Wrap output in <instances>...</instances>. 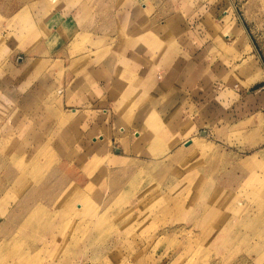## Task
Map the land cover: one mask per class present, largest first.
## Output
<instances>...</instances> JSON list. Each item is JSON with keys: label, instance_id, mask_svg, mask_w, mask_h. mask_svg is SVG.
Listing matches in <instances>:
<instances>
[{"label": "rangeland", "instance_id": "1", "mask_svg": "<svg viewBox=\"0 0 264 264\" xmlns=\"http://www.w3.org/2000/svg\"><path fill=\"white\" fill-rule=\"evenodd\" d=\"M142 2L150 9L147 14L157 10L162 19L171 18L167 20L164 30L158 29L165 40L167 50L171 48L173 51L174 47L179 46L181 30L185 28L193 33L191 39L197 45L207 43L209 59L207 74L198 88L201 93L200 101L195 102L192 109L188 110L191 112L188 118L192 127L191 140L183 143L175 152L162 154L161 159L145 163L141 167L156 168L168 165L167 168L176 174V164L170 166L169 161L187 144L196 143L198 154L203 152V157H215V160L222 162L221 167L239 181V185L234 182L229 185L230 190L221 196L222 199L229 202L228 206L233 209L239 207V204L245 205L241 203L245 201L246 194H249L247 190L252 189V185L248 186L245 175L246 179L247 176L261 178L264 175L263 0H0V157L5 158V154L10 152L9 159L18 157L27 152L30 146L31 149L35 148V145L39 144L38 137L43 135L42 142L47 139L44 146H50L44 155V164L50 167L45 166L43 175L39 178L45 180L51 169L59 165L55 169V182L61 187L64 184V187L70 185L78 188L71 181L74 179L77 184H81L86 180L81 171L84 169L81 167L90 168L88 165L93 160L80 162L81 166L64 165L67 158L62 157L61 153L64 154L63 152L68 150L72 141L65 130L56 137L53 134L60 124L56 123L55 119H63L57 111L55 112L57 97H48V94L36 89V85L40 84V70L48 66L54 68L56 65L50 66V63L47 65L46 62L44 65L41 62V69L32 73L25 71L26 66L22 63L30 58L32 48L40 45L42 41L47 42L48 49L53 53L65 49V41H68L67 51L72 57L88 55L93 61L100 58L109 60L113 54H119L121 51L119 37L113 38L110 34L113 33L115 24L121 22L122 8H131L134 4L140 5ZM60 13L64 14L67 21L63 26H59V32L52 34V25L45 24V20L51 17V22H55L54 18H59ZM61 22L62 20L56 23L59 25ZM71 32V35L66 34ZM115 35L120 36V33L116 32ZM183 35L188 39V33ZM122 51L125 52L124 49ZM247 57L250 59L246 60ZM223 59L226 71L216 75V67L222 65ZM88 61H85V66H88ZM32 69L33 66L30 70ZM6 102L11 105L10 114L13 113L12 134L8 133L10 130L6 127L9 120L6 117L9 109L3 108ZM23 120L31 121L28 126L33 128L32 132L31 128H28V133L24 132ZM61 124L66 128L65 122L61 121ZM201 132H205V135L201 136ZM51 137L56 140L49 142ZM3 147L7 149L4 153L1 150ZM36 154L30 153L29 159L34 158ZM225 158L227 160L224 161ZM181 161L187 167V175L198 176L202 168L201 161L197 162L194 155H186ZM246 161H252L248 173L236 168L237 163ZM7 168L8 166L0 167V228H7L0 233V237L8 238L11 245L9 248H0V264H189L193 260L190 258H194L196 264H235L240 260L241 264H264V248L248 254L244 246L239 250H231L217 248L216 245L205 242L201 247L200 241L206 240L202 236L206 225H202L200 220L201 211L198 208L190 209L191 204H187L188 201L183 199L184 195L187 196L186 191L178 189L164 194L167 190L164 186L162 188V185L170 184L172 179L168 175L161 181L163 183L158 185L163 190L161 196H168H160V199L153 198L151 191L144 193L145 196L137 194L135 197V194H130L131 197L127 198L124 197L125 194H121V197L114 195L110 201L111 198L102 199V195L97 198L107 188L108 175L102 177V187H94L99 188L94 194L90 192L93 188L89 191L85 188L74 189V192L87 198L89 202H79L76 205L77 211H86L73 215L75 240L72 241L68 237V247L58 245L57 241L62 242L59 232L53 239L52 234L49 236L48 233L38 234L33 230L17 228L22 225L24 218L13 215L19 204L15 206L12 197L16 189L13 186L8 189V185L18 173H11L12 170L8 171ZM132 169L135 170V167ZM107 173L116 175L118 180H125L130 176L120 168L107 170ZM8 174L14 175L10 178ZM48 192L54 193L55 188L42 196ZM35 196H40L39 190ZM4 201L9 203L8 211L1 210ZM136 202H139L138 205ZM146 203H149V207L152 206L149 208ZM107 206L111 209L107 210ZM105 210L112 214L106 221L107 225L92 229V218L96 213L103 215ZM45 239L53 240L44 250L41 246ZM65 239L64 237L63 241ZM35 246L40 248H34Z\"/></svg>", "mask_w": 264, "mask_h": 264}, {"label": "crops", "instance_id": "2", "mask_svg": "<svg viewBox=\"0 0 264 264\" xmlns=\"http://www.w3.org/2000/svg\"><path fill=\"white\" fill-rule=\"evenodd\" d=\"M149 11L144 2L122 8L121 22L115 24L110 34V37H119L121 51L113 54L109 60L100 58L93 61L88 55L72 57L67 51L68 41H65V49L53 53L48 49L47 42L42 41L40 45L34 44L36 46L32 48L30 58L25 61L27 65L24 61L22 63L26 66L25 71L32 73L41 69V62L56 65L40 70V84L36 85V89L45 92L48 97L56 95L55 112L66 120L65 131L72 143L64 154L61 153L62 157L67 158L64 165L74 167V164L93 160L88 165L90 168L82 166L84 170L78 169L85 174L86 180L81 184L74 179L71 181L79 189L93 184L90 191L93 194L99 189H94L96 185H104L103 172L122 166L132 172V167L136 169L159 160L162 154L175 152L183 143L191 140L192 127L188 121L191 112L188 110L200 101L198 88L207 74L208 45H197L191 39L193 33L182 28L179 46L173 51L171 48L167 50L161 35V38L156 37L161 47L156 46V41L149 47L146 42L148 35L158 31L171 19H162L157 10L147 14ZM60 15L54 18L55 22H51V17L45 20V24L51 23L52 34L59 32V26L67 21L63 13ZM60 20L62 22L57 25L56 22ZM116 32L120 36L115 35ZM186 33L189 40L184 38L183 34ZM66 34L71 35L72 32ZM86 59L89 60L88 66L82 65ZM221 61L222 65L216 67V75L226 71L224 59ZM32 66L34 69L30 70ZM10 107L9 102L3 105V108ZM10 109L6 116L9 119L6 127L10 130L8 133L12 134L13 113L10 114ZM28 124L31 121L23 120L22 129L26 133L28 128H31L30 132L33 130ZM202 133L205 132H201V136ZM42 137H38L39 142Z\"/></svg>", "mask_w": 264, "mask_h": 264}, {"label": "bare ground", "instance_id": "3", "mask_svg": "<svg viewBox=\"0 0 264 264\" xmlns=\"http://www.w3.org/2000/svg\"><path fill=\"white\" fill-rule=\"evenodd\" d=\"M134 25H136V24H134ZM165 25L163 26L164 28L166 27ZM136 26H138V25H136ZM163 27L160 26V28H162V29H163ZM168 34H170V33H168ZM168 34H166V35H168ZM159 35H160V33L156 30L152 31L148 35L149 37L146 38V40H147L146 42H148L149 47L153 44V42L156 41V37H159ZM171 35H173V34H171ZM167 42H168V40H167ZM155 44L157 47H161V45H162V44L160 45L157 41L155 42ZM174 45H175V43H174ZM156 46L154 45V48H157ZM80 63H82V62H80ZM131 63H133V62H131ZM82 65L85 66L84 62L82 63ZM88 69H90V68H88ZM74 74H76V73H74ZM57 121L60 122V124H58V125H62L61 121L65 122L66 120H64V119L61 120V118H57V119H55V122L58 123ZM58 125H57L58 129L57 130L55 129V131H53L54 132L53 134L55 135V137L57 134H59V133L61 134L65 130L63 125L62 126H58ZM41 139L43 141L44 138L42 137ZM55 140H56L55 138L51 137L49 142H52ZM42 141H40L39 144L35 145V148L29 149L25 153H21V155H19L18 157H14V158L9 159V154L11 152L8 154H5L7 156L5 158L0 157V167L4 168V166H8V168H7L8 171L12 170L11 173H13V172H14V174L18 173L17 174L18 176H15L13 174L15 177L12 174H8V175H10V178H11V175L13 176V178H12L13 181L8 185V189H11V186H13L16 189V192H14L12 197H13V201L15 203V206H17L19 204L18 209L13 212V215H17L18 217L23 216V218H24V221L21 223L22 225L17 226V228L20 230H26V231L27 230H33V231L37 232L38 234L48 233L49 236H51V234H52L53 239L56 238V234L59 232L58 235L61 238L62 242L60 241L58 243V241H57L56 243L58 245L62 244L64 247H68L67 246V245H69L68 237H70L73 241V240H75V239H73V237H75V235H76L74 233V229L76 227H75V224L73 223L74 222L73 215L77 214V213H84L86 211V209L83 211H77L76 205L79 202L88 203L89 200L87 198H83L79 193L74 192V189L76 190L78 188L70 186V185H68L67 187L66 186L64 187V184H63V187H61L60 184H57L55 182V178H56L55 177L56 176L55 175L56 174L55 169L59 165H55L54 168L51 169V173L47 176V178L45 180L39 178L43 175L44 167L49 166L47 164H44V155L49 150L50 146H49V144L44 146V143L47 141V139H45L44 142H42ZM197 147H198V145L196 143H189L185 147H183V149H181L178 154H176L174 157L171 158L169 163H170V166H172L174 163L176 164V172H177L176 174L173 172V170H170L169 168H167L168 165H162V166L156 167V168H144V167L140 166V167H137L132 172H129L126 169V166L125 167L122 166L120 168L121 171L130 174V176H128L125 180L124 179L118 180L116 175L113 176L111 174L109 175L107 172H103L102 177L104 175H106V176L108 175L106 178L107 188L102 193H100V195L97 198H100V196L102 195V199L104 198V200H106L108 198H111L114 195L121 197V194H125L124 197H126V198L131 197L130 194H135V197L137 194H143L142 196H145L146 194H148L146 192L151 191L154 194L153 198L160 199L161 197L168 196V195L161 196V193L163 190L161 189V187L158 186L159 183L163 180V178L168 175V177H172V179L170 181L171 182L170 184L162 185V188L164 186L167 190L166 192H164V194H168L171 191L178 190V189H181L183 192L186 191L187 196L184 195L183 199L188 201L187 204H191L190 209L192 210V209L198 208L201 211L200 220H202V222H203L202 225H206L204 232H202V236H204L205 237L204 240L205 239L206 240L200 241V243L202 242L200 245L201 247L204 246L205 242H207L208 244L216 245L217 248H231V250L233 248H234L233 250H236V249L239 250L240 248H242L244 246V248H246L245 251L248 254L252 253L253 251H256V250H258V251L261 250L260 248H264V175L261 178H259L257 176H256V178L247 176V179H246V175H245V180H247L248 186L251 187V185H252V189L247 190L249 194H246L245 201L242 203L240 201L241 204H245V205L239 204V207H235L234 209L232 207L230 208L228 206L229 202H227V201L225 202V200L222 199L221 196H224L225 192H229V190H230L229 185L231 183L234 182V184L239 185L238 179L235 178L232 174H230L227 170H225V168L221 167L222 162H219V160L218 161L215 160L216 159L215 157L214 158L213 157L209 158L208 156L203 157L204 154H201L203 152H200L198 154V152H196V149H195ZM194 149H195V151L193 152L192 150H194ZM1 150H3V153H4V151H6L7 149L5 147H3V148H1ZM200 151H201V149H200ZM33 152H36L37 154L35 155L34 158L29 159V156H30L29 154L33 153ZM186 155H194V158L197 162L201 161L202 168H201L198 176L187 175V173H186L188 171L187 167H185L184 162L181 161ZM223 160L225 161V160H227V158H225ZM227 163H228V161H227ZM179 165H180V167L178 168ZM229 165H231V162ZM250 166H252V161H246V162L237 163L236 168L241 170L242 172L248 173L250 171V169H249ZM224 167H225V164H224ZM9 168H11V169L9 170ZM263 174H264V172H263ZM62 177H63V175H62ZM161 183H163V182H161ZM54 188H55L54 193L48 192L45 196H42V194H44L45 192H47L51 189H54ZM92 188H93V184H89V185H87V188H85V189L89 191ZM38 190L40 192V196L36 197L35 193ZM107 190H108V192H105ZM144 193H146V194H144ZM175 194H174V198L176 199ZM142 196H141V199H142ZM153 198H152V201L154 200ZM110 200H112V198L109 199V201ZM155 201H156V199H155ZM138 203H137V205H138ZM179 203H181V202H179ZM147 204H149V203H146V205ZM8 205H9V203L7 201H4L2 203L1 210L6 211V209L8 208ZM106 205H108V204H106ZM108 206H111V205H108ZM108 206L106 208H108ZM162 206H163V204H162ZM98 207H97V209H98ZM147 207H149V206L147 205ZM173 207H174V205H173ZM157 208L159 209V206ZM109 209H111V208H108L107 210H109ZM168 209H169V207H168ZM87 210H89V209L87 208ZM107 210L104 211L103 215H101V214L99 215L98 213H96L97 215H95L92 218V220H93L91 223L92 227H93L92 229L95 230V228H98V229L103 228L104 226L107 225L106 221L111 217L110 216L111 213ZM7 211H8V209H7ZM122 211H120V212H122ZM169 212H168V214H169ZM172 212H173V210H172ZM145 216H146V214H145ZM141 217H142V215H141ZM150 218H151V215H150ZM89 220H91V218ZM115 225H117V224H115ZM121 226H122V224H121ZM111 227L112 226L110 225L109 228L111 229ZM6 229L7 228L3 229L1 227L0 233L3 231H6ZM93 234H94V232H93ZM64 237L66 239L63 241ZM171 239H173V238H171ZM51 241H48V239L47 240L45 239V241H43V246H41V248L44 250L47 249L44 247H47V245H49ZM178 243H180V242H178ZM207 243H206V245H207ZM10 245H11V243L8 240V238H5L3 236L0 237V248H9ZM89 245H90V243H89ZM155 245H158V244H155ZM34 248H40V247L35 246ZM198 249H200V248H198ZM201 251H202V249H201ZM194 252H195V250H194ZM194 252H193V257L195 256ZM196 253H197V251H196ZM247 253H246V255H247ZM190 259H193V260H191L189 264H196L194 258H190ZM188 262H189V259H188ZM223 264H229V262H224ZM235 264H241V260L239 263L235 262ZM244 264H247V262H245Z\"/></svg>", "mask_w": 264, "mask_h": 264}, {"label": "water", "instance_id": "4", "mask_svg": "<svg viewBox=\"0 0 264 264\" xmlns=\"http://www.w3.org/2000/svg\"><path fill=\"white\" fill-rule=\"evenodd\" d=\"M203 134V136L205 135V133H202Z\"/></svg>", "mask_w": 264, "mask_h": 264}]
</instances>
